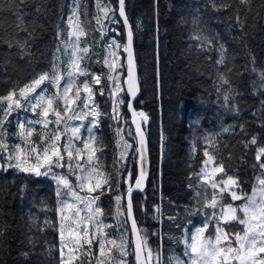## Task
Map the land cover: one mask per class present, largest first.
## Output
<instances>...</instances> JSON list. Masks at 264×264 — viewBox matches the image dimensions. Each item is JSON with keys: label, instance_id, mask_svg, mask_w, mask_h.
I'll return each instance as SVG.
<instances>
[{"label": "snow or ice", "instance_id": "6c2138e0", "mask_svg": "<svg viewBox=\"0 0 264 264\" xmlns=\"http://www.w3.org/2000/svg\"><path fill=\"white\" fill-rule=\"evenodd\" d=\"M0 2L14 16L12 32H0V43L16 49L14 53L4 56L3 66L11 64L16 57L28 58L31 63L36 54L30 45L38 34L39 17L46 11L43 0ZM234 3L248 12L253 11L254 0H234ZM33 5L34 10L27 11ZM206 6L221 11L231 8L232 3L228 0H207ZM95 7L94 30L100 33L98 39L104 41L103 56H98L96 63L101 65L102 70L107 68V73L89 72L88 63L85 62H91L93 54L86 45L94 41L82 40V37L88 35L81 19L87 15V9L82 10L79 0H74L71 15L66 20L67 29L61 30L58 27L57 30V38L65 50L71 49L68 60H61L59 55H54L49 71L36 73L23 83L17 81L0 94V159L4 161L0 164V170L14 169L37 177L50 176L56 182L58 207L52 210L58 215V225L48 219L44 220L42 226L37 225L35 218L30 225V228H36L38 232L52 228L58 234L59 247L55 251L59 252V257H53L48 264H129V256L134 258L133 264H162L161 252L149 245V233L147 229L138 226L134 215L133 193H144L150 167L147 156L148 133L144 127L150 118L144 111L134 109L132 103L141 91L134 40L136 32L142 31V27L139 23L134 26L130 22L126 0H116L115 7L110 0H96ZM234 19V26L243 30L247 16L241 18L240 10L237 9ZM120 24L124 30L122 40L118 39L120 31L112 27ZM110 32L116 33V36L104 40ZM20 33L26 35L21 36ZM191 38L201 43L202 51L206 50L205 46L210 47L214 43V39L200 28L198 16L193 21ZM59 51L58 46L57 53ZM218 51L219 59L215 63L224 66L225 71L217 70L216 87L219 90L227 86L223 94V100L227 103L234 92L228 75L231 67L225 63L227 49L220 45ZM249 63L254 64V58ZM251 71L256 72L257 69L253 67ZM122 76L124 86L121 84ZM258 76L255 86L264 94V71H259ZM81 77L85 79L81 80ZM104 77L109 82L107 93L105 87H97L102 84ZM46 84L55 90L51 91L45 87ZM106 94L111 103L110 113L102 112L95 99L97 95ZM125 95L129 98L127 107L131 112L134 131L117 126L128 122L120 113V108L125 104ZM261 104L264 106V101ZM21 110L31 112L37 118L17 124L15 135L20 142L12 145L10 150L6 125L10 123L9 118ZM104 116L114 122L112 127L118 151L114 154L113 166H118V174L125 177L124 182L127 184L123 192L117 189L114 196L117 218L115 228L117 231L123 229L118 235L115 231H106L113 228V225L103 220L101 198L112 191L110 176L104 170L103 157L97 154L105 149L102 139L97 135ZM73 122H79V125ZM37 125L40 126L39 130ZM50 125H55V128ZM125 131L135 141V149L126 138ZM224 131L228 132L229 129L225 128ZM84 132H87L86 138ZM241 132L247 135L243 126ZM63 137H67L64 143ZM204 139L210 148L217 147L213 137L205 136ZM163 141L162 134V151ZM77 142L81 146L78 147ZM239 143L244 148H252L253 166L260 172L252 195L248 196L242 191L239 177L228 173L222 155L205 149L203 157L206 159L202 160L203 166L193 172L196 183L190 185L195 191L194 199L199 207L195 210L186 209L189 216L203 215L202 226L194 230L185 227L181 236L172 237L183 245V256L187 258H171L175 264H264V142L258 143V138L253 135L249 140H241ZM193 151H196L195 146ZM129 153L137 165L138 174L134 181L132 172H125ZM65 168L66 174L54 171ZM71 176H75V184L70 180ZM234 201L243 203L234 204ZM161 216L162 209L155 205L152 218L159 221ZM167 219L176 222L177 217L168 216ZM176 226L179 227V224ZM129 233L132 237L131 248ZM35 242L34 237L28 238L29 244L34 245ZM53 250L49 247L50 257ZM22 255L26 260L29 258L27 252Z\"/></svg>", "mask_w": 264, "mask_h": 264}, {"label": "trees", "instance_id": "16d2710c", "mask_svg": "<svg viewBox=\"0 0 264 264\" xmlns=\"http://www.w3.org/2000/svg\"><path fill=\"white\" fill-rule=\"evenodd\" d=\"M79 2L82 10L87 9V15L81 19L88 35L82 37V40L94 41L86 45L90 48L93 59L85 63H88L89 72L107 73V68L102 70L101 65L96 63L97 57H102L104 52V41L98 39L100 33L94 30L96 0ZM110 2L113 7L116 6V0ZM228 2L232 3L231 8L216 11L206 6L207 0H126L130 22L134 26L139 23L142 27V31L136 32L134 40L141 87L140 99L135 108L137 111H144L150 118L144 127L148 133L151 175L144 193L134 197V215L138 226L147 229L149 245L161 252L162 264H175L171 258L176 256L187 260L183 256V245L172 237L181 236L185 227L194 230L195 227L202 226L203 215L189 216L186 209L195 210L199 207L194 199L195 191L190 185L196 183L193 172L203 166L205 149L224 157L226 170L239 177L241 189L248 196L252 194L257 185L256 177L260 175L253 166L255 162L252 148H244L239 142L247 141L253 135L258 138V143L264 142V106L261 104L264 94L255 86L259 71H264V7H261L264 0H254L251 12L235 4L234 0ZM43 3L46 11L39 17L38 34L30 45L32 52L36 54L31 63L28 58L16 57L11 64L3 66L4 56L14 53L16 49L0 43V94L17 81L23 83L36 73L49 71L54 55H59L65 61L69 58L71 49L65 50L57 38V30L58 27L61 30L67 29L66 20L71 15L74 0H43ZM34 7L35 5L27 8V11L32 12ZM237 9L240 10L241 18L247 16L243 30L234 26V13ZM197 16L200 28L214 39V43L210 47L205 46L204 51L201 50V43L191 38L193 21ZM13 20L14 16L0 2V32L7 30L11 33ZM112 27L120 31L118 39L122 40V24ZM114 36L116 33L110 32L104 40ZM220 45L227 49L225 63L231 67L228 75L234 89L227 103L223 100L227 86L219 90L216 87L217 70L225 71L224 66L215 63L219 59ZM58 46L60 51L57 53ZM253 58L254 64H250ZM253 67L257 69L256 72L251 71ZM102 81L97 87H105L107 93L109 82L106 77ZM123 81L122 76V86ZM45 87L55 90L47 84ZM95 99L102 112H111L107 94L97 95ZM124 99L125 104L120 108V113L128 122L117 126H123L127 130L131 125L126 111V95ZM22 112L23 110L14 113L9 120ZM101 120L97 135L102 139L105 149L97 154L103 157L104 170L109 174L112 185V191L101 198L103 220L106 224L113 225V228L106 231H115L118 235L123 229L117 231L115 228L117 218L114 196L117 189L123 192L127 184L124 182L125 177L118 174V166H113L114 154L118 151L112 127L114 122L107 116ZM241 126L247 135L241 132ZM50 127L55 128V125ZM225 128L229 131L225 132ZM83 135L86 138L87 132ZM125 136L135 149V141L132 137L129 139L127 131ZM205 136L215 139V149L206 144ZM66 140L63 137L62 143ZM11 146L9 145L10 150ZM77 146L81 145L77 142ZM0 162L3 164V159ZM136 167L132 154L129 153L125 172H132L133 181ZM54 170L61 174L67 173L66 168ZM70 180L73 184L76 183L75 176H71ZM56 200L55 184L44 177L14 169L0 171V264H48L53 257H59V252L55 251L59 247L57 232L52 228L43 232L30 228L33 218L37 225L42 226L45 219L58 225V215L52 210L58 207ZM232 203L240 204L243 201ZM155 205H159L163 211L159 221L152 218ZM168 216L177 217L176 222L168 220ZM29 237L35 238L34 245L28 243ZM131 242L129 233L130 248ZM49 247L54 249L51 257L48 255ZM25 252L29 254L27 260L22 255ZM127 259L129 264H133L132 256Z\"/></svg>", "mask_w": 264, "mask_h": 264}, {"label": "rangeland", "instance_id": "374dc122", "mask_svg": "<svg viewBox=\"0 0 264 264\" xmlns=\"http://www.w3.org/2000/svg\"><path fill=\"white\" fill-rule=\"evenodd\" d=\"M36 118L37 117L33 113H31V112H24V111L21 114H19L17 117L13 118L10 121V123L6 125V127L8 128V132H9V137H8V140H7L8 144L9 145H15V144H17V143L20 142L17 139L16 135H15V133L17 131V124L18 123H26L27 121H30V120H33V119H36ZM73 123H74V125H77V126L79 125V122H73ZM36 127L39 130V127L40 126L37 125ZM66 139H67V137H66ZM129 139H130V137H129ZM55 172H57V171H55ZM78 175H79V173H78ZM44 178L47 179V180H49V181H51V182H53L55 184V189L57 188L56 182L53 179H51L50 176L49 177H44Z\"/></svg>", "mask_w": 264, "mask_h": 264}, {"label": "water", "instance_id": "95a60500", "mask_svg": "<svg viewBox=\"0 0 264 264\" xmlns=\"http://www.w3.org/2000/svg\"><path fill=\"white\" fill-rule=\"evenodd\" d=\"M118 38H120V37H118ZM135 50V49H134ZM136 57V56H135ZM137 62V61H136ZM141 92V91H140ZM126 97H127V95H126ZM139 99H140V93L138 94V96L136 97V99H135V101H133L132 103H133V108L134 109H136L135 108V104L139 101ZM127 101L129 102V98L127 97ZM127 105H128V103H127ZM126 111H127V115H128V117H129V121H130V125H131V128H132V130L134 131V128H135V126L134 125H132L131 124V112L128 110V107H127V109H126ZM148 149H149V146H148ZM147 156H148V159L150 160V157H149V151H148V154H147ZM0 164H2L1 162H0ZM1 171V170H0ZM137 167H136V177H137ZM150 175H151V165H150V167L148 168V180H147V182H146V187H145V190L147 189V187H148V184H149V179H150ZM135 177V178H136ZM144 190V191H145ZM140 194H142V193H140V192H134L133 193V200H134V197L135 196H137V195H140Z\"/></svg>", "mask_w": 264, "mask_h": 264}]
</instances>
